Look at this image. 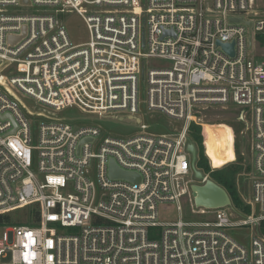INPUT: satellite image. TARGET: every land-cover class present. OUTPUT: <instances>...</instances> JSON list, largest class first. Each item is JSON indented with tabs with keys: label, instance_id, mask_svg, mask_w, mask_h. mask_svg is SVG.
Returning a JSON list of instances; mask_svg holds the SVG:
<instances>
[{
	"label": "built area",
	"instance_id": "obj_1",
	"mask_svg": "<svg viewBox=\"0 0 264 264\" xmlns=\"http://www.w3.org/2000/svg\"><path fill=\"white\" fill-rule=\"evenodd\" d=\"M254 5L0 0V216L32 206L39 216L34 226L3 227L0 264H264V238L245 247L230 235L264 223V54L257 55L264 20L252 16ZM62 13L81 18L86 42L72 43ZM224 44H233V55ZM152 59L168 65L146 71ZM141 81L145 111L182 121L177 134L146 132L136 116ZM19 94L41 108L23 111ZM229 103L249 141L245 219L229 207L196 208L191 193L189 177L200 172L191 124L201 123L202 107ZM75 107L101 118H137L139 133L103 136L55 115ZM111 162L139 181L110 177ZM202 176L200 184L208 180ZM183 198L199 219H183ZM168 204L179 217L159 222V207Z\"/></svg>",
	"mask_w": 264,
	"mask_h": 264
},
{
	"label": "rangeland",
	"instance_id": "obj_2",
	"mask_svg": "<svg viewBox=\"0 0 264 264\" xmlns=\"http://www.w3.org/2000/svg\"><path fill=\"white\" fill-rule=\"evenodd\" d=\"M254 12H251L253 17H257L258 19L264 20V0H254ZM32 10V8H28ZM58 19L64 25L69 35L70 40L74 45L84 43L88 40V33L85 27V24L81 20V18L75 13H62L57 15ZM264 54L263 49L257 50V55L262 57ZM261 59V58H260ZM167 66L168 63L162 60L152 59L148 62L146 66V71L150 67L157 66ZM143 82L141 81V91H140V99H139V113L136 114L137 117L140 118L143 125L148 127L147 133L152 135H174L177 134L183 125L182 121L172 119L164 115L159 111H145L143 107ZM17 100L18 105L23 111H27L28 108L31 109H40L41 106L33 103L30 99L23 97L22 95H18L15 98ZM237 106L229 103L225 109L221 108L219 105H213L211 107H202L200 109V115L202 119V124L204 127L206 125L216 126L222 125L224 126L227 133L220 132L217 135H210L205 133L203 128L202 134L204 140V149L206 151V155L208 159V165L211 170H219L226 166H240L242 169L241 176L237 177V184L240 197L243 199L242 202L244 204L245 200H249L250 197V186L251 182L249 179L250 174V155L248 151L249 141L248 136H242L241 134H235L232 129H235L238 126L237 123ZM57 118L65 119L68 123L76 128L82 127H98L103 136L109 135L116 138L127 139L134 137L139 133V128L135 120L128 119L126 114H117L116 117L105 116L103 118L98 117L97 115L83 111L78 108H66L57 113H55ZM121 116L122 118H120ZM31 120H35V123L39 124L42 119L41 117H32L29 118ZM228 129L231 130V138L232 143L234 140L233 150L230 145V134ZM233 132V133H232ZM208 136V137H207ZM234 149H238L239 156L242 160H236L237 156L234 153ZM244 154V156L241 155ZM192 158L189 156V163L191 164ZM218 169H215L217 168ZM220 167V168H219ZM249 167V171L247 168ZM200 171V170H199ZM192 173V170H191ZM255 173H253L254 175ZM195 183V185H202L198 180L195 179V176L192 174L190 177ZM240 178L242 186L240 185ZM208 180L210 178L208 177ZM240 185V186H239ZM182 207V216L186 221H192L199 219V216L192 215L189 210V205L187 204L186 198L181 200ZM230 213H232L233 217L236 218H246V215L242 214L240 211L236 210L233 205L229 206ZM31 207L26 208L25 210H18L13 213H17L21 216V220L28 219V215L30 216ZM253 214H257L254 211ZM24 211H27L26 213ZM24 212V213H23ZM23 213V214H22ZM29 213V214H28ZM11 214V213H10ZM179 215L176 211V205L168 204L166 206L159 207V222H175L178 219ZM207 218V217H205ZM209 218V217H208ZM5 230L3 227H0V239L2 238ZM63 233H68V230H63ZM230 235L233 239H235L239 244L245 247H249L251 240L253 237H262L264 235L261 233L259 227H243L232 229L230 231Z\"/></svg>",
	"mask_w": 264,
	"mask_h": 264
},
{
	"label": "trees",
	"instance_id": "obj_3",
	"mask_svg": "<svg viewBox=\"0 0 264 264\" xmlns=\"http://www.w3.org/2000/svg\"><path fill=\"white\" fill-rule=\"evenodd\" d=\"M258 40H259L260 48H263L264 47V36L258 35ZM237 123L239 127L232 129L235 132V134H239V131L241 129L240 122L237 121ZM201 134H202L201 127L191 124L190 141L197 148V153H198L197 168L200 170L202 174L208 175L210 180L215 182L217 185H219L226 191V193L228 194L231 200L233 207L236 210L240 211L244 215H249L251 212L250 206L242 202L240 194H239V190L237 187V177L241 176L242 174L241 167L238 165L237 166H226L219 170H211L208 165V161H207L208 159H206L207 156H205L206 151L204 149V143H205L203 141L204 137ZM234 153L237 156L236 160H242V158L239 156L238 149L236 150L234 149ZM215 169H218V167ZM247 170L249 171V167L247 168ZM240 183H241V178H240ZM240 185L242 186V183ZM25 209L26 208H23L21 210H25ZM24 212L26 213L27 211H24ZM28 217L29 218L24 221L20 219L21 216H19L17 213L2 215L0 216V227L34 226L38 222V218H39L37 209L34 206L31 207L30 216L28 215ZM260 231L264 235V223L261 224Z\"/></svg>",
	"mask_w": 264,
	"mask_h": 264
},
{
	"label": "water",
	"instance_id": "obj_4",
	"mask_svg": "<svg viewBox=\"0 0 264 264\" xmlns=\"http://www.w3.org/2000/svg\"><path fill=\"white\" fill-rule=\"evenodd\" d=\"M230 22H242L241 18H231ZM250 26V23L247 24ZM165 34V33H164ZM221 48L228 53L229 55H233V44H224L221 45ZM136 123H139L137 118H133ZM188 151L195 159L196 149L193 144H189ZM109 176L112 178H122L127 179L132 182H138L139 178L132 174H127L122 171H119L117 167L111 162L110 163V173ZM195 179L200 181L202 180L203 176L202 173L194 170ZM191 193L193 197V203L196 208H203L207 210H216L226 208L232 205L231 200L226 193V191L217 185L212 180H206L202 185H193L191 187Z\"/></svg>",
	"mask_w": 264,
	"mask_h": 264
},
{
	"label": "bare ground",
	"instance_id": "obj_5",
	"mask_svg": "<svg viewBox=\"0 0 264 264\" xmlns=\"http://www.w3.org/2000/svg\"><path fill=\"white\" fill-rule=\"evenodd\" d=\"M197 116H198V118H201V115L200 114H198ZM237 121L240 122V124H241V129L239 131V135H240L241 132H242V129H243V122L241 120H238V119H237ZM194 125L203 128V130L205 131V133L210 134V135H213V136L214 135H217L220 132L227 133L226 130H225V128H224V126H222V125H216V126L206 125L204 127V124H202V122L201 123H194ZM228 131H229L230 139H231L230 140V145H231V148L233 150V143H232V138H231V130L228 129ZM241 155L244 156L243 153H241ZM237 187H238V184H237ZM241 200H243V199L241 198Z\"/></svg>",
	"mask_w": 264,
	"mask_h": 264
}]
</instances>
